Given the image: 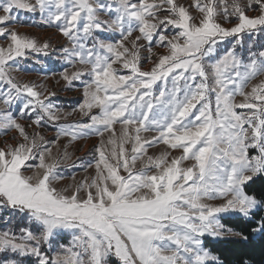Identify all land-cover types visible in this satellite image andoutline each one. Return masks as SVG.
I'll return each mask as SVG.
<instances>
[{
    "label": "snow or ice",
    "instance_id": "obj_1",
    "mask_svg": "<svg viewBox=\"0 0 264 264\" xmlns=\"http://www.w3.org/2000/svg\"><path fill=\"white\" fill-rule=\"evenodd\" d=\"M254 7L258 14L249 15ZM21 13L39 15L67 39L62 56L76 70L61 75L68 84L89 77L78 106L88 123L69 122L51 102L55 93L43 96L12 74L20 59L50 47L10 27ZM258 34L264 0H0L7 41L0 45V131L15 130L16 140L0 147V212L19 229L0 231V264L23 257L36 264H219L203 247L205 234L247 240L220 215L256 223L264 210V200L245 191L264 174V79L246 91L264 74V45L237 54L245 37ZM227 38L234 44L213 60ZM154 46L167 51L156 55ZM13 110L32 119V132ZM45 125L56 130L53 138L38 131ZM88 135L101 138L86 166L96 175L58 189L60 162L71 159L61 138L71 144ZM159 144L165 150L148 155ZM63 231L70 245L44 254ZM251 231L264 234V217Z\"/></svg>",
    "mask_w": 264,
    "mask_h": 264
},
{
    "label": "rangeland",
    "instance_id": "obj_2",
    "mask_svg": "<svg viewBox=\"0 0 264 264\" xmlns=\"http://www.w3.org/2000/svg\"><path fill=\"white\" fill-rule=\"evenodd\" d=\"M193 2V0H179V3L184 4L185 6L190 5ZM247 0H242V3H246ZM191 11H193V13H195L194 9H190ZM258 8L254 7L253 9H250L248 11L249 15H256L258 14ZM18 21H22V22H17L15 24L10 25V27L17 29L18 31H20L21 33H27L30 36H33L35 38H37V40L39 42H44L47 41L50 44V47L48 49V54L47 55H43V58L46 59V65L49 66L48 69L51 70H62L65 71L68 69L67 71L69 73L73 72L76 70V68H74L73 66L69 65L68 63H66V61L63 59L62 56V52H61V48L64 46H68V41L65 37L62 36V34L58 31V29L56 27L53 26H48V25H44L40 22V17L39 15H32V14H27V13H21L20 16L18 17ZM220 23H222L225 27H229L230 24L226 23L223 19L219 20ZM233 23L235 21H232ZM174 33H169V35H173ZM104 35H114V34H102V36ZM234 39L233 38H227L224 41H221L217 47H216V51L212 56V59H218L220 56L224 55V53L229 50L232 45L234 44ZM7 43V41L3 38L0 37V45H5ZM252 46V51H259L261 50V45H264V34H258L256 37H254L252 40H249L247 37L244 38V42L242 47L237 48V54L247 57L248 54V50H249V46ZM167 50L164 48H160V47H155L153 48V52L156 53V55L165 53ZM42 54V53H41ZM30 55L33 54H29L26 58H29ZM147 52L146 51H142L141 52V56H146ZM23 58V59H26ZM156 59V56H153V60ZM152 64L150 61L145 60L142 64V68L143 70H150ZM79 67V66H77ZM62 74V73H61ZM121 74H128L127 70H125L124 72H122ZM34 79H32L33 81H31L30 83H36L34 85L37 86V90L41 92V94L43 96L44 93H49L52 89H59L63 92H67L66 94L69 95L73 100L79 101L80 100L78 98V95L81 96V94L83 93V89L81 90H75L72 89L70 87V84H68V82H66L63 78L62 75H59L58 77H45L43 79H39L40 77H35L33 76ZM29 79V78H28ZM260 79H264V74H261L260 76H258L256 79H254L253 81H251L248 85V87L246 88L247 90H250L252 84L257 83ZM40 81V83H39ZM28 82V81H26ZM159 83V82H158ZM68 85V86H67ZM158 88L156 89V92L158 93ZM243 98L240 96H236V102H240ZM237 111H240L239 109ZM62 113H67L66 111H61ZM93 112H98L96 109H93ZM69 114V113H67ZM77 114L74 113H70V115H68L66 117V119H71V118H76ZM27 128V130L29 132H32L33 128L35 127L32 123H27L24 124ZM119 129H117L118 131ZM38 131L40 132V134L44 135L46 138H53L55 135L54 133H52V135H49L48 132H46V130L39 128ZM15 134V130L13 131H9L7 132V135H3L0 137V147L5 146V144H15L16 140L13 139V136ZM108 133H105V139L107 138ZM145 135H155V133H148ZM97 141L95 142V140L92 142V147L90 146L89 151L86 153V155H84L81 158H84L86 156H90V153L92 154V156H96L97 155V148L100 145L101 142V138L100 136L96 139ZM60 143L62 145H68L67 151H71L74 148H76L79 145H76V147L72 144H69L68 139L65 140L64 138H61ZM85 143L87 142H83L80 144V146H83ZM165 150V146L162 144L156 145L155 147L149 148L148 150V155H159L160 152ZM54 154H55V149H54ZM72 155V152L70 153ZM252 155H255V152L251 153ZM172 155L173 156H178L180 155V151L179 150H172ZM88 160V158H86ZM187 163V162H186ZM138 164V162H137ZM139 166V164L137 165ZM80 175L81 177L75 181H73L74 183H79L80 181L84 180L85 178H91L93 176L96 175L95 169L93 168H85ZM27 174H31L30 172ZM121 174H125V173H121ZM259 175V174H258ZM257 175V176H258ZM256 177V176H255ZM57 186V185H56ZM58 189L59 186H57ZM246 191V190H245ZM221 201L217 200V201H213V203H220ZM10 214L7 212H0V231L5 230L6 228H13L14 231H19V229L16 227L15 225V221L12 224H8L5 222V218L7 216H9ZM235 216H239L236 214H221L220 215V219H221V223L225 225L226 228H228L225 224L224 219L226 217H235ZM18 219V218H17ZM28 226L26 222L21 223L19 225V227H26ZM33 230L35 231V228H33ZM235 233V232H234ZM226 237H233L230 235H225L224 238ZM219 239H223V238H215L212 237L208 234H205L202 237V241H203V247L208 250L211 254L215 255L214 253L211 252V249L208 247V241L212 240V241H218ZM72 241V235L70 232L67 231H63L60 232L52 241V244L49 245H44L42 248V251L44 252V254H46L49 257H55L56 254L60 251V246L64 245V246H68L70 245ZM216 256V255H215ZM0 259H4L3 256H0ZM21 260V264H36V258L35 257H23V258H19ZM112 264H115V258H113V262Z\"/></svg>",
    "mask_w": 264,
    "mask_h": 264
},
{
    "label": "crops",
    "instance_id": "obj_3",
    "mask_svg": "<svg viewBox=\"0 0 264 264\" xmlns=\"http://www.w3.org/2000/svg\"><path fill=\"white\" fill-rule=\"evenodd\" d=\"M43 55L44 54H40V56L30 55L29 58L19 60L18 66H14V71L12 74L17 78V80L24 82V83H30L31 81H33L32 79H34L33 76L40 77L39 79L41 80L45 77L47 78L58 77L59 75H61L62 72H64L62 70L48 69L49 66L46 65V59L43 58ZM82 78L79 81H73L70 84V87L72 89L82 91L84 83L88 81L89 77L88 79L86 78L82 79ZM33 84H36V83H33ZM49 93H55V95L51 97V102L54 105H56L60 111H66L69 114L70 113L77 114L75 116L76 118H71V119L67 118L69 122H76V121H79L81 123L89 122V118L81 114L78 108V106L83 103V100H84L83 93L81 94V96L78 95L80 103L79 101L73 100L69 95H67L66 91L63 92L59 89L56 90L55 88V89H52ZM48 94L44 93L45 96H47ZM13 113L14 115H16L20 123L22 124L32 123V119H29L27 117L21 118L19 113H17L15 110H13ZM93 113L96 114L97 112L96 113L93 112ZM119 127H120L119 125H116V129H119ZM40 128L46 130V132H48L49 135H52V133L56 135V130L53 127L45 125ZM3 135H7V132L5 133L3 131H0V137ZM98 137L99 136L97 135H88L80 139H77L75 141H72L71 143L72 145H74L75 147L76 145H79V146L69 151V153L72 152V155L70 154L71 155L70 160H62L60 162L61 164L60 175L62 179L56 181V185L59 186V188H70V186L75 185L76 183H74L73 181L79 179L81 177L80 174L83 171H86L84 169L86 168L87 164L92 162L93 156L90 153V156H86L84 158H81V157L86 155V153L89 151L90 146L92 145V142L94 140L96 142L97 141L96 139ZM64 139L67 140L68 138H64ZM83 142H87V143H85L83 146H80V144ZM86 158H88V160ZM138 164L139 166L137 167H140L141 163L139 161H138ZM81 195H83V193H81Z\"/></svg>",
    "mask_w": 264,
    "mask_h": 264
},
{
    "label": "trees",
    "instance_id": "obj_4",
    "mask_svg": "<svg viewBox=\"0 0 264 264\" xmlns=\"http://www.w3.org/2000/svg\"><path fill=\"white\" fill-rule=\"evenodd\" d=\"M33 55L40 56V54ZM84 78L88 79V76L85 75L82 79ZM245 190L255 195L257 199L264 200V174L254 177ZM261 217H264V210L256 212L253 217L256 223L242 216L224 219L228 228L246 236L247 240H242L238 236L226 237L218 241L209 240L208 247L219 258V264H241V261L245 264H264V234L251 231L258 225Z\"/></svg>",
    "mask_w": 264,
    "mask_h": 264
}]
</instances>
